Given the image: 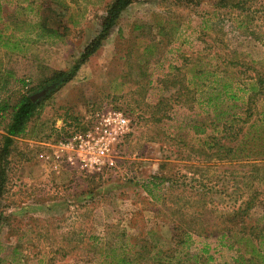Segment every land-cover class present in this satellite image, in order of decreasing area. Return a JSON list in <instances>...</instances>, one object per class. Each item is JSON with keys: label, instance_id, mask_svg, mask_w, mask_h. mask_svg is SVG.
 <instances>
[{"label": "rangeland", "instance_id": "rangeland-1", "mask_svg": "<svg viewBox=\"0 0 264 264\" xmlns=\"http://www.w3.org/2000/svg\"><path fill=\"white\" fill-rule=\"evenodd\" d=\"M112 1L18 5L0 0V30L24 47L21 53L0 47V106L8 107L0 112V177L5 173L0 210L8 218L0 225V264H99L100 248H123L132 241L167 249L177 223L212 231L205 240L214 255L210 264H239V251L220 246L217 233L224 212L249 193V159L205 156L196 141L172 135L190 115L210 122L190 97L176 104L174 119L156 122L151 116L160 93L157 80L170 65L180 67L186 53H205L207 45H221L224 38L230 51L248 60L264 59V10L259 6L249 11L252 22L246 29L236 26L230 12L216 11V0H135L72 80L37 97L40 106L26 133L14 138L8 154L1 152L14 107L25 94L39 93L58 71L75 67ZM230 1L249 5V0ZM214 10L215 17L203 24ZM160 22L167 26L162 34ZM41 23L58 34L44 31L39 38ZM151 78L155 82L148 86ZM107 111H122L130 120V131L110 151L112 165L106 159L99 165L85 163L63 147L76 133L94 132ZM151 176L170 180L159 201L142 187ZM203 242L197 239L192 251ZM242 264L253 263L246 256Z\"/></svg>", "mask_w": 264, "mask_h": 264}, {"label": "trees", "instance_id": "trees-1", "mask_svg": "<svg viewBox=\"0 0 264 264\" xmlns=\"http://www.w3.org/2000/svg\"><path fill=\"white\" fill-rule=\"evenodd\" d=\"M16 1L18 5L28 2ZM134 1L113 0L106 8L99 30L84 48L75 67L69 72L61 70L55 73L47 81L48 85L45 88L51 89L59 83L72 80L80 66L86 63L109 38L122 12ZM257 2L249 0L248 5V2L242 1L216 0L212 7L216 11L230 12L235 17L232 19L236 21L238 28L249 29L252 22L250 19L252 12L249 11L255 10L257 6L264 10V2ZM246 7L248 11L243 12ZM215 10L212 15L203 18V24H208L212 17H215ZM248 12L249 15H246ZM2 20L0 7V21ZM40 27L42 34L39 38L46 35L43 34L44 31H48L49 35L58 34L55 29H47L45 23H41ZM166 27V23L160 22L159 33L162 34ZM174 27L176 28V25ZM207 28L208 26H205L203 30L206 34ZM12 37V34L6 35V29L0 30V47L10 52L21 53L24 48L22 41L13 40ZM220 43L221 45H207L205 53L201 51L193 53L194 55L186 53L180 67L169 66V71L157 80L155 88L160 93L152 105L154 111L151 118L156 122H162L164 118L174 119L177 113L174 109L176 104L183 96L190 97L194 106L204 108L203 111L211 117L207 116L210 122L198 119L199 115H190L187 121L183 119L179 122L180 125L174 129L172 135L182 140L188 137L196 141L199 151L205 156L213 155L221 160L225 158L240 160L245 157L249 159L253 174L249 175V193L238 206L232 208L231 212H224L225 215H222L224 225L219 229L217 239L220 246L239 251L237 259L239 264L243 263L246 256L249 257V263L264 264V190L261 189L264 184V59L260 62L248 60L238 52L230 51L224 38ZM217 46L219 51H216ZM170 75L172 78H169ZM153 82L155 81L152 78L149 79L148 86L153 85ZM22 83L25 86L29 81L22 80ZM142 86L145 88L146 85ZM39 106L38 98L34 99L32 95L25 94L14 107L5 128L6 135L1 150L3 155L9 153L14 138L26 133L28 124ZM6 108L7 105H1L0 112ZM4 176L3 170L0 177V206L5 184ZM168 182L170 180L163 176H151L143 181L142 187L154 200L159 201L163 186ZM7 220V216L0 210V225L5 224ZM195 229L178 223L173 224L172 245L167 249L154 242L140 244L133 241L125 243L123 248L102 247L99 264H210L214 260V255L211 253L210 244L205 240L213 233L203 227L199 231ZM197 239L204 242L192 251ZM93 246L97 245L93 243Z\"/></svg>", "mask_w": 264, "mask_h": 264}, {"label": "built area", "instance_id": "built-area-1", "mask_svg": "<svg viewBox=\"0 0 264 264\" xmlns=\"http://www.w3.org/2000/svg\"><path fill=\"white\" fill-rule=\"evenodd\" d=\"M130 131V120L122 111H107L100 115L94 132L76 133L63 143V147L83 156L82 161L99 165L110 160L114 146Z\"/></svg>", "mask_w": 264, "mask_h": 264}, {"label": "water", "instance_id": "water-1", "mask_svg": "<svg viewBox=\"0 0 264 264\" xmlns=\"http://www.w3.org/2000/svg\"><path fill=\"white\" fill-rule=\"evenodd\" d=\"M48 91H49V88H48V87H47V88H44V89L41 90L39 93L32 95V97H33L34 99H36V98L39 97V96H44V95H46Z\"/></svg>", "mask_w": 264, "mask_h": 264}]
</instances>
